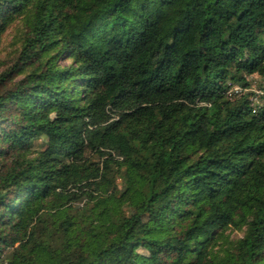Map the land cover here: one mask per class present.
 <instances>
[{
	"label": "trees",
	"instance_id": "obj_1",
	"mask_svg": "<svg viewBox=\"0 0 264 264\" xmlns=\"http://www.w3.org/2000/svg\"><path fill=\"white\" fill-rule=\"evenodd\" d=\"M16 22L0 264H264V89L233 92L264 0H0Z\"/></svg>",
	"mask_w": 264,
	"mask_h": 264
},
{
	"label": "rangeland",
	"instance_id": "obj_2",
	"mask_svg": "<svg viewBox=\"0 0 264 264\" xmlns=\"http://www.w3.org/2000/svg\"><path fill=\"white\" fill-rule=\"evenodd\" d=\"M24 32V27L21 22H16L9 29L6 33L2 36L0 40V71L4 70L13 60L14 56L16 55L22 34ZM62 66L68 65L67 61L61 62ZM248 81L250 83L249 89H240L235 87L233 92L234 93H247L253 92L255 94H260V87L264 89V81L257 75H252L248 77ZM49 141V137L47 135H43L40 139L35 142V149L41 150L44 148L45 144ZM230 238L232 240L239 238L241 236L240 232H230Z\"/></svg>",
	"mask_w": 264,
	"mask_h": 264
}]
</instances>
